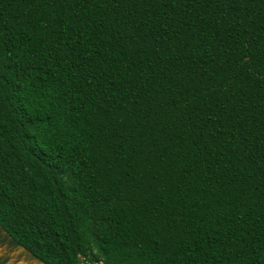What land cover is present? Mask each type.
<instances>
[{
	"label": "trees",
	"instance_id": "obj_1",
	"mask_svg": "<svg viewBox=\"0 0 264 264\" xmlns=\"http://www.w3.org/2000/svg\"><path fill=\"white\" fill-rule=\"evenodd\" d=\"M0 222L48 264H264V0H0Z\"/></svg>",
	"mask_w": 264,
	"mask_h": 264
},
{
	"label": "water",
	"instance_id": "obj_2",
	"mask_svg": "<svg viewBox=\"0 0 264 264\" xmlns=\"http://www.w3.org/2000/svg\"><path fill=\"white\" fill-rule=\"evenodd\" d=\"M0 264H48L21 244L0 222Z\"/></svg>",
	"mask_w": 264,
	"mask_h": 264
}]
</instances>
